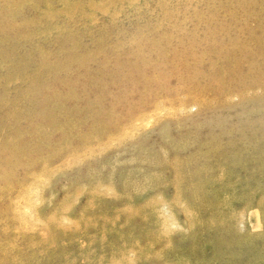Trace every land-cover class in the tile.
I'll list each match as a JSON object with an SVG mask.
<instances>
[{"label":"rangeland","instance_id":"1","mask_svg":"<svg viewBox=\"0 0 264 264\" xmlns=\"http://www.w3.org/2000/svg\"><path fill=\"white\" fill-rule=\"evenodd\" d=\"M0 264H264V0H0Z\"/></svg>","mask_w":264,"mask_h":264},{"label":"bare ground","instance_id":"2","mask_svg":"<svg viewBox=\"0 0 264 264\" xmlns=\"http://www.w3.org/2000/svg\"><path fill=\"white\" fill-rule=\"evenodd\" d=\"M258 128V127H257ZM257 214V213H256ZM257 217V216H256ZM257 219H260L259 217H257ZM261 220V219H260ZM262 221V220H261ZM260 226H262V225H260ZM263 229V228H262ZM212 248V247H211Z\"/></svg>","mask_w":264,"mask_h":264}]
</instances>
